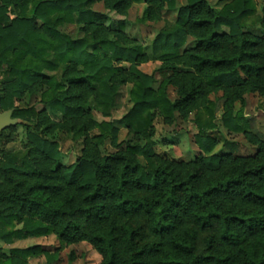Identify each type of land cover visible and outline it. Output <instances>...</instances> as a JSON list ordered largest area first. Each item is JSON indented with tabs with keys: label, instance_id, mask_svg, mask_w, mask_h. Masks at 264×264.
Returning <instances> with one entry per match:
<instances>
[{
	"label": "trees",
	"instance_id": "obj_1",
	"mask_svg": "<svg viewBox=\"0 0 264 264\" xmlns=\"http://www.w3.org/2000/svg\"><path fill=\"white\" fill-rule=\"evenodd\" d=\"M185 1L175 23L154 39L150 56L125 38L123 22L108 32L107 17L92 7L103 2L124 13L143 3L139 22L145 23L158 21L165 9L176 10V0H0V107L13 110L31 144L28 161L19 164L22 172L13 165L0 169L4 177H22L0 189L2 241L48 235L61 245L85 241L100 264H264V144L254 157L210 155L215 140L208 133L216 128L209 96L219 92L225 99L222 125L246 133L231 104L249 84L251 92L264 90L258 85L264 76V8L254 17V0H219L216 6ZM75 22L81 23L77 39L58 30ZM248 25H259L263 34L246 31ZM188 37L194 45L180 53ZM147 61L161 64L163 79L156 89L155 78L137 69ZM126 84L132 85L133 106L122 122L144 145L118 143L114 124L90 115L95 110L111 117L118 88ZM169 87L176 90L173 102ZM16 98L23 108H14ZM44 108L61 114L62 122L40 130L32 119L38 110L41 122ZM192 111L194 142L203 155L188 163L155 155V114L171 122L175 113L186 119ZM93 130L98 133L91 135ZM52 131L83 139L73 165L59 164ZM131 217L141 218L158 243L140 246L137 231L118 222ZM40 254L53 259L31 247L11 249L3 264Z\"/></svg>",
	"mask_w": 264,
	"mask_h": 264
},
{
	"label": "rangeland",
	"instance_id": "obj_2",
	"mask_svg": "<svg viewBox=\"0 0 264 264\" xmlns=\"http://www.w3.org/2000/svg\"><path fill=\"white\" fill-rule=\"evenodd\" d=\"M210 5L216 6L219 0H207ZM255 3V15L254 17L262 16V9L264 8V0H254ZM185 0H176V10L169 11L164 10L158 21H148L140 23L139 19L142 18L146 5L133 4L126 11L117 12L106 7L103 2H98L93 5L92 9L95 12L101 13L107 17V21L103 25L108 32L117 31L120 23H124L123 35L129 42H134L140 45L144 53L151 56V46L159 34V32L167 25L174 24L177 19V10L185 6ZM252 19L247 22L250 24ZM38 26L41 22H37ZM81 23L75 22L74 24H64L58 27V30L67 35L71 39H77L82 36L80 32ZM246 31L251 32L254 35H262L263 30L259 25H248L245 28ZM223 32H227V29H222ZM113 36V34H110ZM111 36V37H112ZM194 45V40L191 37L186 39L185 45L181 48L180 53ZM123 68H128L126 63L116 64ZM137 69L148 75L153 76L157 83L153 86L157 88L158 84L163 79L161 70V64L155 61H147L139 63ZM47 75H54V73H46ZM2 75H0V96H2L4 90L1 85ZM260 88L264 87V76L260 79ZM131 84H126L118 88V92L114 98V104L111 111V117L104 118L100 113L92 110L90 115L96 122H112L118 129V143L131 141L138 142L144 145V142L136 138L132 132L122 122L123 117L131 110L133 104L129 98V92L131 90ZM251 84L246 86L245 92L241 95L240 101H235L231 104L233 109V117L237 113H241L242 121L239 124L246 127V133H235L222 125L221 117L224 114L225 99L221 92L217 94H211L209 96L210 101L215 103L214 114L215 119L213 124L216 128L208 132L210 136L215 140V146L210 155H227L231 154L235 157H254L258 154L259 146L264 144V90L257 89L252 91ZM43 89V88H42ZM43 90L39 91L35 95V102H39V94ZM168 98L172 102L176 100V90L173 87H169L167 90ZM92 94H90L91 96ZM31 101V106L34 104ZM91 101V98L88 100ZM24 101L18 102L17 98L13 99L14 108H23ZM0 113L2 109L0 107ZM39 111L37 110L36 117L32 121L39 126L40 130H43L50 124L58 125L62 122L61 114L53 112L48 108H44L43 114H41V122L38 123ZM196 112L189 113L186 119L182 118L178 113L174 114V119L171 122L165 121L162 117L155 114L153 119L154 137L151 140L153 143L152 151L155 155L165 156L173 161H184L186 163L194 161L202 152L198 149L194 142V137L198 133V130L194 124ZM40 116V117H41ZM97 130L91 131V135L97 134ZM58 140L59 143V164L64 167H69L75 163L77 158L81 155L84 148L83 139L72 138L60 134L59 132L52 131L49 133ZM30 140L28 139L27 132L22 126H16L15 128L4 132L0 138V169L4 167H10L13 165L15 168H19L17 171H23L20 168V161L27 160L28 150L30 149ZM108 152H114V149L106 145ZM25 157V158H24ZM14 158L16 162L10 163L9 159ZM28 161V160H27ZM140 162L144 164L143 159ZM12 176V179L22 178L20 176ZM11 178L4 177L0 173V189L6 186H12ZM13 181V180H12ZM119 224L130 226L137 231L139 237L137 242L140 246H153L158 243V240L153 236H150L143 224L141 218L131 217L129 219L118 220ZM21 226L16 225V229ZM31 247H39L42 252L48 256L53 257L50 261L45 255L40 254L37 256H31L25 260L13 259L14 264H100L101 258L99 254L93 249V247L85 242H78L70 245H61L54 235H48L38 238H28L24 240H14L12 243H5L0 239V264L10 260V250L19 249L24 250ZM148 262L150 259L147 260Z\"/></svg>",
	"mask_w": 264,
	"mask_h": 264
},
{
	"label": "water",
	"instance_id": "obj_3",
	"mask_svg": "<svg viewBox=\"0 0 264 264\" xmlns=\"http://www.w3.org/2000/svg\"><path fill=\"white\" fill-rule=\"evenodd\" d=\"M12 114L13 110L0 113V135L2 132L19 124L17 119L12 118Z\"/></svg>",
	"mask_w": 264,
	"mask_h": 264
}]
</instances>
